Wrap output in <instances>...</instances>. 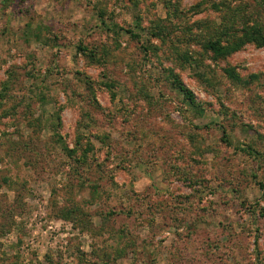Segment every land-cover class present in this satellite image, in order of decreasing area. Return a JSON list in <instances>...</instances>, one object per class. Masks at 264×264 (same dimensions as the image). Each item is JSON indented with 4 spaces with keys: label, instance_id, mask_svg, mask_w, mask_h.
Returning <instances> with one entry per match:
<instances>
[{
    "label": "rangeland",
    "instance_id": "1",
    "mask_svg": "<svg viewBox=\"0 0 264 264\" xmlns=\"http://www.w3.org/2000/svg\"><path fill=\"white\" fill-rule=\"evenodd\" d=\"M0 264H264V0H0Z\"/></svg>",
    "mask_w": 264,
    "mask_h": 264
},
{
    "label": "trees",
    "instance_id": "2",
    "mask_svg": "<svg viewBox=\"0 0 264 264\" xmlns=\"http://www.w3.org/2000/svg\"><path fill=\"white\" fill-rule=\"evenodd\" d=\"M214 51H216V52L219 53V54H223V52H221V51L218 50V49H215V48H214ZM225 135H226V134H225ZM224 137H225V136H224ZM70 153H71V152L69 151L68 154L71 155Z\"/></svg>",
    "mask_w": 264,
    "mask_h": 264
}]
</instances>
